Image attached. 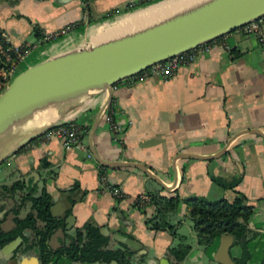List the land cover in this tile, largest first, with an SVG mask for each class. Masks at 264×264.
<instances>
[{
  "label": "crops",
  "instance_id": "obj_1",
  "mask_svg": "<svg viewBox=\"0 0 264 264\" xmlns=\"http://www.w3.org/2000/svg\"><path fill=\"white\" fill-rule=\"evenodd\" d=\"M136 1L0 0V33L11 46L22 42L36 45L17 63L16 73L46 58L169 19L203 0L184 7L176 3L113 34L98 35L126 17L130 13L126 5ZM163 1L167 0L145 6ZM157 8L161 7L145 10ZM110 102L118 109L114 115L117 121H131L120 135V144L111 141L104 121ZM69 120L85 125V150L63 148L52 138L25 144L0 161L2 231L13 227L11 208L19 203L21 191L10 197L1 187L21 180L24 186L36 185L34 195L44 187L51 197L52 215L64 217L65 226L55 229L48 240L50 247L67 243L75 227L90 223L108 235V248L118 247V236L138 243L133 264H138L140 257L141 264H169L166 250L176 239L167 231L150 230L145 218L152 213V206L139 210L132 201L141 193L176 195L180 202L168 215V222L190 244L180 264H221L228 235L215 236L206 248L198 246L182 200L192 196L232 200L235 192L211 178L235 179L234 190L252 207L247 228L253 236L247 242L250 257L246 264H259L264 258V136L252 132L264 135V47L256 37L239 28L217 37L208 53L167 79L152 76L130 83L123 78L57 118L58 122ZM36 125L42 126L41 122ZM180 154L193 157L176 158ZM125 163L142 165L163 185ZM100 173L120 189V198L103 190ZM29 206L23 201L17 216L23 217ZM66 210L69 214L64 216ZM24 235L31 240L30 230ZM15 249L0 246V264H40L35 248ZM231 252L235 254L233 249ZM56 264L73 263L58 258Z\"/></svg>",
  "mask_w": 264,
  "mask_h": 264
},
{
  "label": "water",
  "instance_id": "obj_2",
  "mask_svg": "<svg viewBox=\"0 0 264 264\" xmlns=\"http://www.w3.org/2000/svg\"><path fill=\"white\" fill-rule=\"evenodd\" d=\"M263 13L264 0H203L184 7L181 13L169 19L152 22L150 26L128 34L46 58L15 73L0 91V133L14 124H23L32 114L39 112L52 111L55 118L9 152H14L34 139L57 123L60 114L97 91L106 89L157 61L232 32ZM252 132L264 136L257 130ZM188 157L193 156H176ZM125 165L141 169L148 177L163 185L142 165ZM227 235L229 243L221 264H232L228 254L232 236ZM117 240L133 251L134 246H139L126 237L118 236ZM18 242L19 238H15L6 246L15 248Z\"/></svg>",
  "mask_w": 264,
  "mask_h": 264
},
{
  "label": "trees",
  "instance_id": "obj_3",
  "mask_svg": "<svg viewBox=\"0 0 264 264\" xmlns=\"http://www.w3.org/2000/svg\"><path fill=\"white\" fill-rule=\"evenodd\" d=\"M156 0H137L138 6H145ZM5 47V46H4ZM12 56V55H11ZM9 63L5 62L0 54V69H7ZM1 91V88H0ZM35 139H32V141ZM217 185L231 189L235 192L232 200L224 198L209 200L203 196H192L182 200L187 209V216L191 221L196 244L206 248L215 236L229 234L232 242L228 254L232 264H246L250 253L247 242L252 234L247 228V220L252 207L245 203V197L234 190L237 180L222 181L211 178ZM2 190L12 197L19 190L18 204L11 208L13 214V227L7 231L0 229V246L19 238L15 250L19 248L36 249L37 260L40 264H56L58 258H64L70 263H98L109 264H133V250L126 245L118 243L116 248H108V235L98 226L85 223L75 227L72 235L68 236L67 243H61L57 247H50L48 240L57 228H63L64 217L52 215L50 207L51 197L44 187H41L36 195V185L24 186L21 180H16L8 186H2ZM152 205V213L145 218L146 226L153 231L163 230L169 232L176 244L166 250V256L170 258L169 264H180L190 250V244L186 237L175 232V226L168 222V215L174 212L180 202L176 195L165 196L159 193H149ZM23 201L30 203L28 212L23 217L17 216V210ZM69 214L66 210L64 216ZM1 222V219H0ZM38 223H41L40 225ZM25 230L32 232L31 240L24 235ZM235 251V254L231 250ZM142 257L138 260L141 264ZM259 264H264V258Z\"/></svg>",
  "mask_w": 264,
  "mask_h": 264
},
{
  "label": "built area",
  "instance_id": "obj_4",
  "mask_svg": "<svg viewBox=\"0 0 264 264\" xmlns=\"http://www.w3.org/2000/svg\"><path fill=\"white\" fill-rule=\"evenodd\" d=\"M132 4L128 3L130 7ZM241 32L245 35H251L256 37L259 44L264 47V13L257 18L245 23L240 28ZM55 35H49L45 37V40L55 37ZM216 43V38L209 41L201 42L197 46L187 51L177 53L169 58L161 61H157L140 72L127 77L130 83L141 81L147 77H160L167 79L171 77L178 68L187 66L195 61V59L201 55L210 51L213 44ZM5 46V47H4ZM36 45L22 42L18 45L11 46L8 43V39L4 33H0V54L3 56L5 62L9 63L7 69H0V87H5L6 82L16 73V65L27 55V53ZM12 55V56H11ZM8 83V82H7ZM118 112L116 105L110 102L108 109L104 115V121L110 135L112 142L120 144V135L131 124L129 118L125 122H119L115 119V114ZM86 132V127L81 122L75 121H60L53 124L48 129L37 135L33 141L45 142L52 138L58 139L63 148H74L79 150H85L83 137ZM32 140L28 143L33 142ZM26 143V144H28ZM89 157L90 154L87 153ZM98 180L103 190L109 192L114 197L120 198L122 193L120 189L114 185H111L105 180L102 173L98 175ZM134 207L139 210H144L146 207H151L150 196L146 193L138 194L132 201Z\"/></svg>",
  "mask_w": 264,
  "mask_h": 264
},
{
  "label": "bare ground",
  "instance_id": "obj_5",
  "mask_svg": "<svg viewBox=\"0 0 264 264\" xmlns=\"http://www.w3.org/2000/svg\"><path fill=\"white\" fill-rule=\"evenodd\" d=\"M193 1L195 0H175V2L171 4V6L176 3H180L184 7ZM165 9L166 8H157L150 10L141 9L143 11L137 14L136 16H129L126 19L118 20L119 22L117 21L116 23H113V25L111 24L110 28L105 31L103 30L99 32L98 35L113 34L115 33V31L123 27L129 26L132 23H136L145 18L147 19L148 17H154ZM134 12H130L129 14H132ZM54 118L55 115L54 113H52V111L39 112L36 114H32L23 124H14V126H12L11 128L2 131L0 133V158L3 157L6 153H8L15 146L20 144L27 136L35 133L42 127L54 121ZM40 122L42 126L39 127L36 124Z\"/></svg>",
  "mask_w": 264,
  "mask_h": 264
},
{
  "label": "rangeland",
  "instance_id": "obj_6",
  "mask_svg": "<svg viewBox=\"0 0 264 264\" xmlns=\"http://www.w3.org/2000/svg\"><path fill=\"white\" fill-rule=\"evenodd\" d=\"M172 1L174 2V0H167V1H163V2H161V3H158V4H156V5H153V6H152V5H147V6H145V7L142 8V9L144 10V9L151 8V7H155V6H156V7H161V8L163 7V8H166V9H167V7H170V6H171V4H172L171 2H172ZM136 2H137V1H136ZM136 2H131L130 4H132V5H131L130 7L128 6V4L126 5L127 12H128V11H129V12H133V10H136V12H134V13H132V14H129V15H126V17L124 16V18H122V19H126V18H128L129 16H136L137 14H139L140 12L143 11V10L140 11V12H138L139 10L137 11V9L140 8V7H142V6H138V5L136 4ZM169 4H170V5H169ZM120 20H121V19H120ZM50 39H51V38H50ZM27 54H28V53H27ZM23 58H24V57H23ZM8 81H9V80H8ZM8 81H7V82H8ZM7 82H6V84H7ZM6 84H5V85H6ZM0 88H1V90H2L4 87H0ZM11 153H12V152H8L7 156L10 155ZM7 156H6V157H7ZM6 157H5V158H6ZM5 158H4V159H5ZM1 161H2V160H1Z\"/></svg>",
  "mask_w": 264,
  "mask_h": 264
}]
</instances>
